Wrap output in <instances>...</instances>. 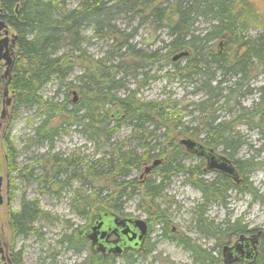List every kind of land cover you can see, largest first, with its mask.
Segmentation results:
<instances>
[{"label": "trees", "instance_id": "1", "mask_svg": "<svg viewBox=\"0 0 264 264\" xmlns=\"http://www.w3.org/2000/svg\"><path fill=\"white\" fill-rule=\"evenodd\" d=\"M64 2L0 0L2 20L17 38L10 80L7 82L0 75V83L3 80L14 92L12 116L20 108L34 109L36 113L30 123L37 121L24 138L23 149L47 147L45 156L22 165L17 162L12 139L5 134L2 147L10 171L23 184H35L41 192L55 196L63 189L71 190L69 187L75 182L71 206L76 216L87 224L97 207L123 216L124 198L138 196V205L150 216L151 224L159 222L164 226L169 220L158 198L163 200L161 195L170 176L183 175L201 193L200 202L192 211L196 228L214 240L215 248L221 249L240 234L254 232L257 228H250L241 219L214 223L203 215L211 205L225 206L232 191L247 193L252 201L264 207V198L248 179L252 170L264 169V79L254 89L257 98L249 108L239 102L240 97L251 91L249 85L258 72L264 73V29L253 37L246 34L248 27L263 25L255 6L246 0H79L76 6L67 8ZM117 16L128 20L136 17L138 23L167 28L170 40L160 49H136L127 44L129 33H121L112 22ZM202 17L214 22L205 32L194 34L193 23ZM84 26L91 28L92 38L111 39L112 56L108 51L94 61L84 57L80 48L86 38L81 35ZM215 41L217 47L213 50ZM182 51L188 55L172 60ZM182 60L184 64L180 66L178 62ZM167 65L184 82L196 85L197 90L206 94L204 99L192 104L199 114L195 128L184 126L164 103L140 100L136 92L127 89L123 77H119L130 75L145 83L142 75L151 67L160 70ZM77 67L81 73L73 81L69 76ZM154 77L151 75L149 79ZM54 82L53 94L43 96V87ZM71 94L75 101L71 100ZM222 110L228 119L221 118ZM122 124L133 130L132 140L136 143L132 148L124 147L127 142L111 141ZM239 124L260 136L258 149L235 131ZM69 131L79 133L101 155L89 159L77 152L51 153L56 139ZM200 132L202 137L198 139L195 136ZM186 137L205 148L220 149L219 154L232 161L239 180L236 182L215 171L216 176L205 179L208 170L202 162L186 168L177 158L184 151L193 155L179 143ZM241 146L249 148L251 154L235 158ZM154 159H161V163L152 169V179L139 182L131 177V172L142 169V173L144 166ZM20 200L19 208L10 212L8 218L13 236L25 238L31 233L40 236L34 224L38 218L47 222L52 218L36 200L23 197ZM52 220H56L55 227L62 226V222L67 223L68 229L71 226L68 221ZM77 232L63 235L60 241L68 242L69 249L77 254L86 252L79 264H115L113 255L91 252L89 241L78 238ZM169 238L181 244L196 263L220 264L218 254L187 236L172 234ZM144 248L145 251L126 253L121 259L134 264L137 255L152 249L148 242ZM13 262L21 264L19 251ZM255 264H264V245Z\"/></svg>", "mask_w": 264, "mask_h": 264}, {"label": "rangeland", "instance_id": "2", "mask_svg": "<svg viewBox=\"0 0 264 264\" xmlns=\"http://www.w3.org/2000/svg\"><path fill=\"white\" fill-rule=\"evenodd\" d=\"M64 1L67 8H72L79 2V0ZM246 1L255 6L257 10L256 13L262 18L260 19L259 17V21L260 24L262 23L263 25L248 27L249 29L246 34L253 37L264 29V0ZM112 22L121 33H129V37L126 38V40H128L127 44L135 46L136 49H160L162 45L167 44L170 40L167 28H154V26L150 24L138 23V18L136 17L128 20L117 16ZM213 22L214 21L208 18H197L193 23L194 34L205 32ZM10 31L12 32L11 29ZM91 34V28L89 26H84L81 35L86 38L80 44V48L85 54L84 57L94 61L106 55L108 51H110L109 54L111 55V39L92 38ZM216 47L217 42L215 41L213 50H216ZM127 58L130 59L129 56ZM161 63L162 61L159 64ZM178 63L180 66L184 64L183 60ZM4 69L3 62L0 61L1 79H5V81L7 80V82H9V74L2 77V75L5 74ZM146 71V69L142 70L143 73ZM79 73H81V69L77 67L69 76V79L74 81L75 75ZM146 73V75H142L144 76L145 83L140 81V78L134 79V77L130 75L128 77L120 75L119 77H123V83H125L127 89L136 92V97L140 100H155L164 103V106L169 108L170 114L180 117L184 126L187 128H195V118L198 117L199 114L192 104L204 99L206 94L201 90H197L196 85L184 82V80L179 77L178 73H176L174 69H171L169 65L161 67L160 70L157 66H153ZM151 75L155 77L150 80L149 77H151ZM263 79L264 73L259 71L256 78H254L249 85V89L251 90L249 94H245L239 98V102L242 106L249 108L253 102L256 101L257 94L254 92V89L258 88L263 83ZM4 83L3 80L0 83V113L3 106L2 102L9 99L11 103L5 106L4 116L1 117L0 115V177L2 176L4 179L5 175L9 174V178L11 179L9 193H2L4 204L6 203V197H8L7 201H9V204L4 206V211H16L19 208L20 199L23 197L25 200H36L40 207L49 214V217L68 221L71 226L68 229L66 226L67 223L62 222V226L55 227L54 222L56 220L49 219L47 222L42 218H38L34 224L35 229H37L40 234L38 237L35 233H31L25 238H16L12 236L8 230L6 237V243L8 244L7 250L0 245V264H8V255L13 258L18 251L21 254V264H79L86 255V252L77 254L73 252L71 248L69 249L68 242L65 240L60 241L63 235L68 236L72 231L76 233L82 225L87 224L86 220L76 216L74 208L71 206L73 200L71 190L76 188V183L74 182L72 186L69 187L71 190L68 188L63 189L55 196L54 194L41 192L40 188L36 187L35 184H23L21 180L17 179L15 174L10 171V168H8L9 161L8 157H6L7 153H5V149L2 147V138L5 134L12 139V144L16 147L17 151V162L22 165L25 164V162H32L38 157L45 156L47 147L28 146L23 149L25 144L24 138L27 134L31 133V129L37 121L35 119L30 123V120L35 117L36 113L34 109L20 108L15 115L12 116L14 92L7 86V94L4 95ZM55 87V82L44 86L42 95L46 97L51 96ZM120 91L119 93L121 94L122 92ZM70 96L72 100V94ZM220 115L222 119H228L225 110H222ZM235 131L239 135L247 138L254 149L260 147V136L256 134L255 130L249 131L246 125L239 124L235 127ZM189 133H191V131ZM133 134V130L130 126L122 124L113 134L111 141L115 143L127 142L124 147L132 148L134 143H136L135 140H132ZM195 137L201 139L202 133H198ZM160 140L162 141L163 138ZM54 144V148L50 151L51 153L58 152L62 155H68V153L77 152L88 156L89 159L101 155L94 152L91 143H88L79 133L73 131H69L67 135H60ZM215 151L217 154L220 153V149ZM250 154L249 148L241 146L234 157L245 158ZM177 158L181 160V163L186 168L198 165L201 162L205 166L204 159L186 154L185 151L183 155ZM141 170L131 172V177H135L139 181ZM216 175L217 174L213 171H207L204 178L209 180V178ZM151 176L152 174L148 175L145 179H152ZM187 179L188 178L183 175H174L170 176L165 182L166 188L161 195L163 200L158 198L157 202L168 216L169 221L166 226L159 222L151 224L148 220L150 216L138 205V196L124 198L123 216L139 217L145 221L148 220L149 238L147 242L152 249L147 254L137 255V258L134 259V264H198L190 257L189 252L184 249L181 244L169 238L172 234L177 237L187 236L200 246H204L207 249H213L214 247L215 250L214 240L200 234L196 228L195 215L192 211L200 202L201 193L193 188L189 182H186ZM248 179L252 186H254L264 198V169L252 170ZM203 216L207 221L213 220L214 223H220L224 219H229L230 221L241 219L251 228H264V207L258 201H252L247 193L239 194L235 191L229 192L225 206L220 207L218 205H211V207L205 210ZM165 231L166 233H164ZM144 249H142V251H145ZM115 260V264H126L121 257H115Z\"/></svg>", "mask_w": 264, "mask_h": 264}, {"label": "water", "instance_id": "3", "mask_svg": "<svg viewBox=\"0 0 264 264\" xmlns=\"http://www.w3.org/2000/svg\"><path fill=\"white\" fill-rule=\"evenodd\" d=\"M0 35H2L0 38V60L2 59L5 62L4 76H7L10 72L9 69L13 61L11 58L13 51L12 48L14 47L17 38L2 20H0ZM187 55L188 52L182 51L181 53L174 55L172 60H177L182 58V56ZM6 87L5 84L3 89L4 95L7 94ZM73 100L75 101V98H73ZM2 104L3 106L0 113L1 117L4 116L5 106L10 105L11 103L10 100L7 99L2 102ZM179 143L188 152L196 155H203L207 160L205 164L206 170L221 173L234 179L236 182L239 180L232 161L224 155L216 154L212 148H205L198 141L196 142L189 137L181 138ZM160 163V159H154L150 165L144 166L142 173L149 172ZM89 218V223L77 232V236L78 238H84L89 241L88 248L91 252H99L103 256L111 254L114 257H123L128 250H132L136 253L142 251V246L147 233L146 222L143 219L139 217L121 218L116 213H113L104 207H97ZM112 235L115 237L114 240L109 239ZM255 236L247 237L245 235H240L234 241V245L231 247L224 246L222 250L223 253L227 251V256L224 257L223 263H234L237 258L234 257L233 253H241L243 246L242 242L245 240L253 242Z\"/></svg>", "mask_w": 264, "mask_h": 264}, {"label": "flooded vegetation", "instance_id": "4", "mask_svg": "<svg viewBox=\"0 0 264 264\" xmlns=\"http://www.w3.org/2000/svg\"><path fill=\"white\" fill-rule=\"evenodd\" d=\"M0 20H2V17L0 15ZM3 21V20H2ZM5 23V22H4ZM6 24V23H5ZM2 37V35H0V38ZM16 41V40H15ZM15 46V45H14ZM13 49V48H12ZM13 56V51H12V55H11V58ZM3 62V65L5 67V62L4 60H0ZM5 73V72H4ZM2 77H5L4 74L2 75ZM1 127V125H0ZM192 154V153H191ZM217 154V153H216ZM195 157H201L202 159L205 160V164H206V159L203 155H196V154H193ZM219 155V154H218ZM161 160V159H160ZM152 170H150L149 172L147 173H141L140 177H139V182H143L144 179L150 175V173ZM1 181H0V195H1V202H0V245L3 246L6 250H7V247H8V244L6 243V237H7V231L9 230L11 235L13 236V233H12V227H11V222H9V220L7 218H9V214H10V211H4L5 207L4 206H7L9 204V201L8 200V197H6L5 201L6 203L4 204V201H3V197H2V193L5 192V194L9 193V187H10V183H11V179L9 178V174H6L4 179L3 177L1 176L0 177ZM3 187H4V190H3ZM7 214V216H6ZM119 216V215H118ZM121 218H125V217H129V216H119ZM145 221V220H144ZM146 227H147V233H146V238H145V241L143 243V246L142 248L147 244V241H148V236H149V227H148V221L146 220ZM251 228V227H250ZM254 228V227H253ZM257 229H255L254 232H251V233H244V234H240V235H245L247 237H250V236H255V239L253 242H250L248 240H245L242 242L243 246H242V252L241 253H236L234 252L233 255L234 257L237 258V260H235L234 263L232 264H255L256 261L260 258V250L261 248L263 247L264 243V228H258L256 227ZM239 235V236H240ZM238 236V237H239ZM19 237V236H18ZM238 237H235L234 240L231 242V243H228V244H223V247L224 246H229L231 247L232 245H234V241L238 238ZM112 238V239H111ZM110 240H114L115 237L112 235L109 237ZM223 247H221V249L219 248H215L214 250V247L212 249V253L214 254H218V257H219V261H220V264H224L223 263V260H224V257L227 256L226 253L227 251H225L223 253ZM144 249V248H143ZM1 251V249H0ZM128 253L132 252V253H136V252H133L132 250H128L127 251ZM249 253V254H247ZM10 254V253H9ZM217 256V255H216ZM247 256H250V257H247ZM7 263L8 264H14L13 262V258H11L10 255H8V258H7Z\"/></svg>", "mask_w": 264, "mask_h": 264}]
</instances>
